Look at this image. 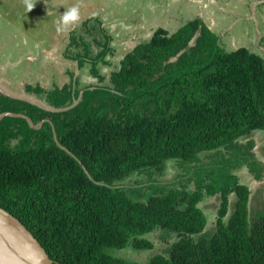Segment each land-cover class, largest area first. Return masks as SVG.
Listing matches in <instances>:
<instances>
[{
    "label": "trees",
    "instance_id": "1",
    "mask_svg": "<svg viewBox=\"0 0 264 264\" xmlns=\"http://www.w3.org/2000/svg\"><path fill=\"white\" fill-rule=\"evenodd\" d=\"M100 32L97 54L84 46L74 60L78 69L89 62L103 81L97 65L112 39ZM70 76L50 90L25 85L55 110L0 93V114L9 113L0 118V207L54 264H140L110 249H150L145 235L156 228L176 238L147 264H264V202L252 218L250 187L236 175L231 184H216L200 162L201 153L264 130V55L243 46L224 50L196 18L174 32L156 28L125 53L108 84L79 88ZM176 160L189 165L179 180L194 181L195 189L152 182L142 201L120 185ZM205 194L219 195L215 229L196 239L207 223L199 205Z\"/></svg>",
    "mask_w": 264,
    "mask_h": 264
},
{
    "label": "rangeland",
    "instance_id": "2",
    "mask_svg": "<svg viewBox=\"0 0 264 264\" xmlns=\"http://www.w3.org/2000/svg\"><path fill=\"white\" fill-rule=\"evenodd\" d=\"M29 2L34 3L30 10ZM72 7L78 8L79 20L65 26L60 23L61 16ZM196 18L202 19L216 34L224 50L243 46L264 55V0H0V90L55 110L45 94L27 91L25 85L50 90L68 83L71 72L79 88L108 84L110 73L118 68L125 53L147 41L156 28L174 32ZM100 28L112 39L105 61L97 65L103 81L93 76L89 62L78 69L74 60V55H83L88 46L91 55L97 54L101 46L93 39H102ZM70 36L77 40L76 44H71ZM81 38L87 45H82ZM5 55L8 57L4 59ZM12 74L18 79L9 83L6 76L12 78ZM200 156L204 174L210 171L218 177L216 184H231L236 175L241 183L250 187V216L257 217L264 202V130H255L232 146L206 151ZM176 161H168L161 173L151 168L133 173L120 185L142 201L152 194V182L159 189L183 186L195 189L194 181L179 180L187 174L189 165L182 164L181 169ZM256 172L261 174L260 179L254 177ZM230 201L232 203L233 197ZM199 205L207 223L201 234L194 235L196 239L213 233L219 195L205 194ZM145 236L153 242L152 248L126 246L112 248L110 253L147 264L155 254H167L176 238V234L163 228H156Z\"/></svg>",
    "mask_w": 264,
    "mask_h": 264
},
{
    "label": "water",
    "instance_id": "3",
    "mask_svg": "<svg viewBox=\"0 0 264 264\" xmlns=\"http://www.w3.org/2000/svg\"><path fill=\"white\" fill-rule=\"evenodd\" d=\"M6 114H0V118ZM30 255L34 264H54L34 235L0 207V264H23L21 259Z\"/></svg>",
    "mask_w": 264,
    "mask_h": 264
},
{
    "label": "clouds",
    "instance_id": "4",
    "mask_svg": "<svg viewBox=\"0 0 264 264\" xmlns=\"http://www.w3.org/2000/svg\"><path fill=\"white\" fill-rule=\"evenodd\" d=\"M33 7H34V3L31 2L27 3V8L29 10L32 9ZM78 20H79V10L76 7H72L62 14L60 23L67 26L70 23L77 22Z\"/></svg>",
    "mask_w": 264,
    "mask_h": 264
},
{
    "label": "crops",
    "instance_id": "5",
    "mask_svg": "<svg viewBox=\"0 0 264 264\" xmlns=\"http://www.w3.org/2000/svg\"><path fill=\"white\" fill-rule=\"evenodd\" d=\"M196 1H197V0H196ZM206 25H207V24H206ZM6 57H8V55H5V56H4V59H5ZM1 60H2V59H1ZM9 63H11L10 60L8 61V64H9ZM13 76H14L13 74H12V78H11V77H10V78H7V76H6V81H8V82L10 83L11 80H14L13 82H15L18 78H17V75L14 76V77H13ZM0 93H2V94H4V95H8V96H10L9 94L5 93V92L2 91V90H0ZM11 97H12V96H11Z\"/></svg>",
    "mask_w": 264,
    "mask_h": 264
},
{
    "label": "bare ground",
    "instance_id": "6",
    "mask_svg": "<svg viewBox=\"0 0 264 264\" xmlns=\"http://www.w3.org/2000/svg\"><path fill=\"white\" fill-rule=\"evenodd\" d=\"M21 260L23 264H34V261L32 260L31 255L29 257H24Z\"/></svg>",
    "mask_w": 264,
    "mask_h": 264
}]
</instances>
